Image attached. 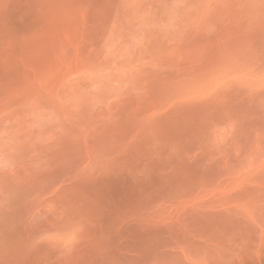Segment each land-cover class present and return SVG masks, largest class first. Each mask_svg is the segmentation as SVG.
Returning <instances> with one entry per match:
<instances>
[{"label":"rangeland","instance_id":"1","mask_svg":"<svg viewBox=\"0 0 264 264\" xmlns=\"http://www.w3.org/2000/svg\"><path fill=\"white\" fill-rule=\"evenodd\" d=\"M0 264H264V0H0Z\"/></svg>","mask_w":264,"mask_h":264}]
</instances>
